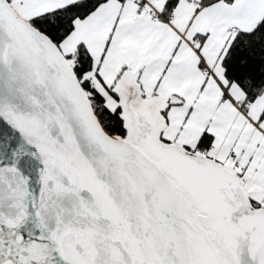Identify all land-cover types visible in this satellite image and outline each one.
I'll return each mask as SVG.
<instances>
[{
    "label": "snow or ice",
    "instance_id": "1",
    "mask_svg": "<svg viewBox=\"0 0 264 264\" xmlns=\"http://www.w3.org/2000/svg\"><path fill=\"white\" fill-rule=\"evenodd\" d=\"M0 264H264V0H0Z\"/></svg>",
    "mask_w": 264,
    "mask_h": 264
}]
</instances>
